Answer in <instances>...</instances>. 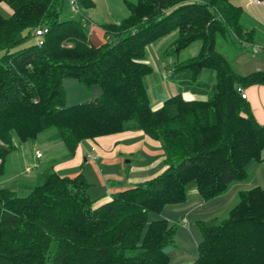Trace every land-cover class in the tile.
Returning a JSON list of instances; mask_svg holds the SVG:
<instances>
[{
  "label": "trees",
  "instance_id": "16d2710c",
  "mask_svg": "<svg viewBox=\"0 0 264 264\" xmlns=\"http://www.w3.org/2000/svg\"><path fill=\"white\" fill-rule=\"evenodd\" d=\"M64 1L0 0L12 10L0 15V177L9 154L42 134L65 151L35 180L0 187V264H168L178 223L148 222L149 212L224 194L264 163V123L236 90L264 85V71L240 75L217 48L218 33L247 48L252 29L234 0H126L128 14L104 25L106 40L94 45L82 20L61 17ZM93 6L76 0L77 10ZM36 26L47 28L40 46ZM173 32V52L195 41L200 47L172 65L177 92L154 109L147 45ZM66 77L98 85L101 94L67 105ZM185 91L205 98L187 100ZM127 130L160 140L167 167L93 207L83 173L60 176L54 167L82 140ZM196 224L201 240L191 264H264V187L239 190L225 216Z\"/></svg>",
  "mask_w": 264,
  "mask_h": 264
},
{
  "label": "crops",
  "instance_id": "0c3cea01",
  "mask_svg": "<svg viewBox=\"0 0 264 264\" xmlns=\"http://www.w3.org/2000/svg\"><path fill=\"white\" fill-rule=\"evenodd\" d=\"M92 1L94 2V6L92 8H89V10L91 9V15L84 13L81 15V18L87 21L88 24L91 21L92 26L89 27V32L88 34H86L92 44L100 45L106 40L104 25L118 24L119 21L128 14V11L125 5L126 0H121V10L123 11V16L119 20H115L114 22L95 23V20H92L91 16L92 10L96 9V1ZM234 2L241 7L245 6V9H247V11L249 12L245 13H248V16H252L257 24H261L257 25L255 23V25L251 26V43L253 42L256 44H260L263 46V49L259 53L252 55L250 52L251 50L249 48H245L246 50H248L253 59L251 61L247 59L248 63L244 64V66L248 65V68L245 69L246 72H244V74L242 75H246L259 70L264 71V1L259 5L253 4L249 0H247L246 3H244L243 0H234ZM98 27L100 29H98ZM244 27L247 29L246 26ZM167 36L168 40L164 48L165 53L167 49L172 51L169 47V42L173 39L175 34L173 32L172 34ZM256 37L258 40H255ZM161 38H164V36ZM172 69V65H162L163 74L165 75V78L167 80L170 79L169 74ZM166 74L168 77L166 76ZM147 84L148 90H153L152 84H150L149 82ZM167 87L168 90L173 89L175 91L171 92L169 96L174 95L177 92V86L175 82L172 81V85H167ZM244 89L247 95L246 100L250 104L255 119L259 123H264V85L252 84L244 87ZM182 95L187 100L205 98V96L203 95L193 94L189 91L183 92ZM164 98L165 96L163 93H160L158 91H155V93L153 92L152 100L156 101L154 103V109L162 105ZM44 138L37 142L43 141V143L45 144L53 145L60 144L57 141H47ZM30 149L31 148H29V150ZM61 152L62 153L60 154V156L65 152L63 148ZM32 156L33 165L26 163L25 153L24 155H19V158L17 157L20 166L19 172L15 171L12 168L14 167V165H12L9 169H7V173H5L4 176L0 177V184L2 186H7V184L13 185L16 183L13 182L17 179V182L19 180H35L38 172L37 167L41 165V163L39 162V158L42 157V154L39 158L35 157V155ZM262 156L264 157V150L262 152ZM79 163H82L81 167H83V165H86V168H88V173H90V179L88 178L87 172L85 173L86 177L89 179L87 180L91 185V188H89L90 193L95 183V181L91 178L93 172H95V174L98 176L99 183L103 184L102 187L104 192L101 194V196L97 197L95 201H93V207H96L108 201L113 192L121 190L132 184L153 178L163 172L167 167L164 163V153L162 150L161 141L149 137L142 130H127L98 136L94 139L82 140L77 146L73 157L63 161L62 166H72L73 170L69 174L60 175L58 173V165H55L54 169L60 176L73 177L79 173L78 169H80V167L74 168V165L78 166ZM31 166H34L35 169ZM20 176L24 177L21 178ZM254 177L255 172L253 171V176L250 181L253 180ZM111 182L113 184H111ZM242 184L235 183L224 194L215 196L209 200H203L202 198L193 195L182 203L166 205L159 213L149 212L148 222L157 219H165L171 223H178V229L175 234V241L176 239H178L182 246L178 248V244L176 243L175 248L168 252V264H191L196 259L197 244L201 240V234L197 227L196 221L208 220L210 218L218 216V213L226 210L229 203H231L236 198L237 192L241 189H246Z\"/></svg>",
  "mask_w": 264,
  "mask_h": 264
},
{
  "label": "rangeland",
  "instance_id": "374dc122",
  "mask_svg": "<svg viewBox=\"0 0 264 264\" xmlns=\"http://www.w3.org/2000/svg\"><path fill=\"white\" fill-rule=\"evenodd\" d=\"M95 1H96V9L92 10V16H91L92 20H95L94 21L95 23L96 22H114L115 20H119L123 16V11L121 10L122 9L121 0H95ZM246 1L247 0H243L244 3H246ZM242 8L244 9V15L241 17V22L244 26L247 27V29H251L252 28L251 26L255 25L256 21L252 16H248L249 12L247 11V9H245L246 8L245 6H243ZM90 12H91V9L90 10L86 9L83 11L77 10L74 5L70 4L69 0H65L63 7H62L61 17L82 20L84 29L86 33L88 34L89 27L92 26L91 21L88 24L87 21L81 18L82 17L81 15L84 13L91 15ZM245 12H248V13L246 14ZM10 14H11L10 7L5 2H0V15L4 17H8L10 16ZM257 25H261V24H257ZM98 29L100 28L98 27ZM115 39L116 38H114L113 36L111 37V40L114 41ZM167 40H168V36H164V38H159L157 39V41L147 45L146 62L153 69L152 73L146 76V81H148L153 86L152 87L153 90L149 89L147 93L151 100V107L153 108H154V103L156 102L152 100L153 92L155 93V91H158L160 93H163L164 96L167 97L169 96L171 92L174 91L173 89L168 90L167 85H172V81L170 79L167 80L165 78V75L163 74V70H162V65L163 64L173 65L178 61L184 60L196 54V52L199 49V45H200L199 41H195L179 52H173L167 49L165 53L164 48L167 44ZM255 40H258L257 37L255 38ZM252 44H256V43L252 42ZM217 48L221 52H223V54L227 57L232 69L236 73L242 75L244 74V72H246L245 69L248 68V65L244 66V64L248 63L247 59H249V61L253 59L252 56L249 54L248 50H246L243 46H237L233 44V42L223 38L219 33L217 34ZM63 86H64L65 93H66V104L67 105H72L77 102L89 100L101 94V88L98 85H93L92 87L88 88L84 83H82L81 81L73 77L64 78ZM46 135L47 133L38 136L37 141L42 140ZM30 146L28 144H21L20 149L18 151L11 152L9 154V158L7 162V169H9L12 165H14V167L12 168L15 171L19 172L20 166H19L17 157L19 158V155L20 156L24 155V153L26 155L25 157L26 163H29L31 165H33L32 155H35L36 157L37 153L42 154L41 158L37 157L40 159L39 162L41 163V165L45 161L51 159L52 157L60 156V154L62 153L61 152L62 148L60 144H56V145L45 144L43 143V141H41V142H36L34 146L31 147V149L29 150ZM81 164L82 163H79L78 166L74 165V168L80 167V169H78L79 172H82L84 177H86L85 173L87 172L88 178L90 179L89 177L90 173H88V168H86V165H83V167H81ZM41 165L37 167V170H40ZM57 165L59 167L58 173L60 175L69 174L73 170L72 166H69V167L62 166L63 162H59L56 164V166ZM31 167L35 169L34 166H31ZM253 171L255 172V177L253 178V180L239 182L238 184L243 183L242 185L244 186V188H250L256 185L264 186V163L259 162L258 164H256L253 168ZM20 177L23 178L24 176L23 177L20 176ZM88 178L86 177V180ZM91 178L92 180L95 181V183L93 185L91 193H90V189L88 190V192H89V195L92 201H95V199L101 196V194L104 192L103 187H102L103 184L99 183L98 176L95 174V172L92 173ZM17 180L14 181L13 183L15 182L17 183ZM18 182H20V180ZM111 184L113 183L111 182ZM1 186L2 185L0 184V187ZM7 186H12V184L11 185L7 184ZM18 192H19L18 194H23L22 193L23 191L21 190H19ZM235 202H236V198L231 203H229L226 210L222 211L221 213H218V217L225 216L227 210L230 207H232L233 204H235ZM176 243L178 244L177 246L178 248L182 246L178 239H176Z\"/></svg>",
  "mask_w": 264,
  "mask_h": 264
},
{
  "label": "built area",
  "instance_id": "2783aa9c",
  "mask_svg": "<svg viewBox=\"0 0 264 264\" xmlns=\"http://www.w3.org/2000/svg\"><path fill=\"white\" fill-rule=\"evenodd\" d=\"M249 1L251 3H253V4L263 3L262 0H249ZM69 2H70V4H72V5H74L76 7V0H69ZM46 33H47V28L46 27H44V26H36L32 30V33H31L33 42L36 45H39V46L42 45L43 41H44V36H45ZM243 44H245V46L251 50L250 52H251L252 55H255V54L259 53L263 49V46L260 45V44H252V43H246V42H244ZM236 90L238 91V93H240L242 98H246L247 97L244 87H242L240 85H237L236 86ZM40 156H41V153H37L36 154V157H40Z\"/></svg>",
  "mask_w": 264,
  "mask_h": 264
}]
</instances>
